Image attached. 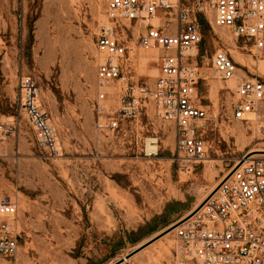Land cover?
I'll return each mask as SVG.
<instances>
[{
    "label": "rangeland",
    "instance_id": "1",
    "mask_svg": "<svg viewBox=\"0 0 264 264\" xmlns=\"http://www.w3.org/2000/svg\"><path fill=\"white\" fill-rule=\"evenodd\" d=\"M108 1L0 0V114L18 125L0 142V199L18 204L17 264H114L190 215L236 161L264 154L255 151L264 148V119L234 117L237 80L222 79L212 57L224 49L239 65L240 76L261 80L264 60L252 41L213 27L210 6L193 11L202 41L191 62L202 72L199 95L210 114L207 160L189 173L179 170L173 160L174 124L158 116L154 103L124 130L98 131L95 105L103 91L96 41L109 26ZM160 21L176 32L174 13L162 12ZM114 30L132 48L128 75L152 85L158 55L170 51L141 47L140 38L148 32L141 22L121 20ZM21 73L38 81L43 108L59 136L58 156H47L20 113ZM117 101L115 93L107 102ZM259 111L264 116V105ZM148 138L158 139V155H149ZM169 204L174 205L167 209ZM151 227L155 230L149 232ZM132 232L136 243L130 242ZM119 240L124 247L118 248ZM177 243L176 231L165 234L121 264H174Z\"/></svg>",
    "mask_w": 264,
    "mask_h": 264
},
{
    "label": "built area",
    "instance_id": "2",
    "mask_svg": "<svg viewBox=\"0 0 264 264\" xmlns=\"http://www.w3.org/2000/svg\"><path fill=\"white\" fill-rule=\"evenodd\" d=\"M206 6H210L213 27L228 28L237 37L252 41L264 60V0H109V26L101 29L96 41L97 78L103 91L95 105L97 130H124L126 122L139 121L154 103L158 116L174 124L173 160L185 173L205 161L208 153L204 134L210 114L199 95L203 75L191 63L202 41L193 11L203 12ZM162 12L175 14L176 32H168L170 29L161 24ZM121 20L141 22L148 29L140 38L141 47L170 51L158 55L159 72L152 85L136 82L128 75L132 48L114 30ZM212 63L222 79L237 80L234 117L251 121L254 115L263 120L259 109L264 105V80L240 76L239 65L224 49L215 51ZM110 91L118 95L114 106L107 102ZM18 95L20 113L34 129L38 145L48 157L58 156L59 136L43 108L38 81L21 73ZM17 130L15 121L0 114V142ZM234 168L218 193L175 228L178 243L173 251L174 264H264V155L239 159L231 171ZM20 236L18 204L0 199V264L17 263Z\"/></svg>",
    "mask_w": 264,
    "mask_h": 264
},
{
    "label": "water",
    "instance_id": "3",
    "mask_svg": "<svg viewBox=\"0 0 264 264\" xmlns=\"http://www.w3.org/2000/svg\"><path fill=\"white\" fill-rule=\"evenodd\" d=\"M237 168V167H236ZM234 168L221 182L220 184L211 192V194L187 217H185L184 219L192 216L196 211H198L199 209H201L204 204L209 200L210 197H212L221 187V185L232 175V173L235 171ZM180 220L179 222H177L176 224L172 225L171 227H169L167 230H165L164 232L160 233L159 235H157L156 237L150 239L149 241H147L146 243L142 244L141 246H139L137 249H135L134 251H132L131 253L127 254V256L125 258L120 259L119 261H117L114 264H121L122 262H124L126 259L132 257L133 255H135L136 253L140 252L141 250H143L144 248H146L147 246H149L150 244H152L153 242H155L156 240H158L159 238H161L162 236H164L165 234L171 232L172 230H174L180 223H182V221L184 220Z\"/></svg>",
    "mask_w": 264,
    "mask_h": 264
},
{
    "label": "bare ground",
    "instance_id": "4",
    "mask_svg": "<svg viewBox=\"0 0 264 264\" xmlns=\"http://www.w3.org/2000/svg\"><path fill=\"white\" fill-rule=\"evenodd\" d=\"M232 81V80H231ZM258 118V117H257ZM147 150L150 154H155L159 152V145H158V139L157 138H148L147 139ZM257 152H264V148H258L257 150H255ZM258 155H264V154H258ZM207 160V159H206ZM205 160V161H206ZM228 173V172H227ZM226 173V174H227ZM228 175V174H227ZM218 193V192H216ZM175 232V229L172 230L171 232H169L166 235L172 234Z\"/></svg>",
    "mask_w": 264,
    "mask_h": 264
},
{
    "label": "trees",
    "instance_id": "5",
    "mask_svg": "<svg viewBox=\"0 0 264 264\" xmlns=\"http://www.w3.org/2000/svg\"><path fill=\"white\" fill-rule=\"evenodd\" d=\"M200 22L201 23H204V20L201 18L200 19ZM202 31V30H201ZM173 205L174 204H169L168 205V207H167V209L169 208H171V207H173ZM155 230V227H151V229H150V231L149 232H152V231H154ZM136 233H134V232H132V233H130L129 234V239H130V242H132V243H136L138 240H139V238H137V237H134V235H135ZM124 244H125V241H123V240H119L118 241V248H122V247H124Z\"/></svg>",
    "mask_w": 264,
    "mask_h": 264
},
{
    "label": "crops",
    "instance_id": "6",
    "mask_svg": "<svg viewBox=\"0 0 264 264\" xmlns=\"http://www.w3.org/2000/svg\"><path fill=\"white\" fill-rule=\"evenodd\" d=\"M159 72V71H158ZM113 91V90H112ZM112 91H110V95H109V98L111 97V95L115 94V92L112 93ZM17 264V263H16Z\"/></svg>",
    "mask_w": 264,
    "mask_h": 264
}]
</instances>
